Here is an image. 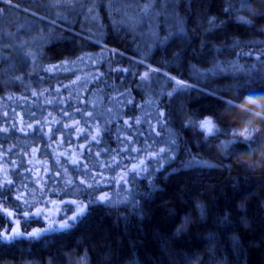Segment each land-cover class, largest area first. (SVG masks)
<instances>
[{
	"label": "trees",
	"instance_id": "trees-1",
	"mask_svg": "<svg viewBox=\"0 0 264 264\" xmlns=\"http://www.w3.org/2000/svg\"><path fill=\"white\" fill-rule=\"evenodd\" d=\"M116 1L0 0V233L84 209L0 242V264H264V0H174L148 46Z\"/></svg>",
	"mask_w": 264,
	"mask_h": 264
},
{
	"label": "rangeland",
	"instance_id": "rangeland-1",
	"mask_svg": "<svg viewBox=\"0 0 264 264\" xmlns=\"http://www.w3.org/2000/svg\"><path fill=\"white\" fill-rule=\"evenodd\" d=\"M116 2H117V10L119 12L118 20L124 24H127L131 28V30H133L134 32L137 29L136 30L137 31L136 32L137 33L136 43L138 45L148 46L149 43L158 39L157 34H156V27H155V30L153 28H150L151 26L149 25V21L154 22V19H156L157 14L153 15L151 13H158L159 11L161 12V8L164 7L163 4L157 5L153 3V6L149 9V12L145 13L141 10L145 7L146 0H117ZM57 5H58L57 9L61 12L60 13L61 15H63L62 13H65L66 9L70 10L71 12V11H77L79 7L78 0H60V3H58ZM93 10H94V6H93ZM168 15H169V12L167 10L165 12V17H164L165 22L162 23L163 29L168 28V21H169ZM94 16H95L94 11L93 13L88 14V9H87L86 14H84L83 16V19L85 21H89L93 19ZM253 68L257 69V71L259 72H264V61L256 62L252 64L248 69L249 74L253 73ZM169 77L171 79L175 78L172 75H169ZM177 81H180V79H177ZM207 81L210 83L214 82L210 78H207ZM206 119L211 120L209 117H205L204 120ZM163 149H164L163 145L155 146L152 149H149V151H144L138 155L126 154V155L120 156L119 167L117 168V173L115 175L116 179H121V177L124 176L127 170H135L137 172L143 171L146 165L145 163H146L148 154L150 153V155L155 157L158 153H161ZM110 159L111 161H116L115 160L116 158L112 157ZM141 161H143L142 165H141ZM106 193L107 192L105 191L99 192V196H105ZM80 207L81 206H79V208L75 210L74 212L80 210L81 209ZM57 208H58V204L56 203H48V204L38 205L34 207L33 208L34 212L40 213V217L43 219V223L41 227L31 228L26 233H29V232H32L34 230L41 229V228H47L49 224L58 226L59 224L64 223L65 220H68L70 217L75 215L74 212H70L68 215H66L63 218H57L56 217ZM10 217L11 219H13L12 216ZM17 228L18 226L15 220L13 219L11 222V228L10 229L8 228L7 232L4 235H11V231Z\"/></svg>",
	"mask_w": 264,
	"mask_h": 264
},
{
	"label": "snow or ice",
	"instance_id": "snow-or-ice-1",
	"mask_svg": "<svg viewBox=\"0 0 264 264\" xmlns=\"http://www.w3.org/2000/svg\"><path fill=\"white\" fill-rule=\"evenodd\" d=\"M57 2H59V0H57ZM173 2H174V0H146L145 7L141 11H143L145 13H148L149 9L152 7L153 3H155L157 5L163 4V5L166 6V7L161 8V12L163 13V12H166L168 10V7H171L173 5ZM89 11L91 12L92 9H89ZM151 14L155 15V14H158V13H151ZM54 67H58V66H54ZM146 78H147V74L145 75V77H142L141 79H146ZM177 84H180V82L177 81ZM188 124L193 126V127L197 126L196 121L195 120H191V119L188 121ZM198 126H199L200 129H202L204 131L205 136L211 135V134H213L214 132L217 131V129H215L214 126H212L211 120H208V119L200 122V124ZM95 138L96 137H93V139H95ZM245 139H248V137L246 136ZM193 163H199V162L198 161H193ZM142 164H143V161H141V165ZM105 199H106V197H103V196L100 197L101 201H104ZM83 212H84V209L82 208V209H80L79 213H77L76 215L70 217L68 220H65L64 223H61L58 226L53 225V224H49L47 228L37 229V230H34V231H32L30 233H26V234H25V232L20 231L19 228L15 229V230H12L11 231V235H4L3 233H0V242L11 241V240H13V239H15L17 237H22V236H25V235H27L29 238H35V237L40 236L41 233H43V232L55 231V230H58V229L69 228V227L72 226L71 222L75 221L77 219V216L79 214L83 213ZM27 215L28 214H25L26 217H27ZM34 215L39 216L40 213L37 212ZM8 216L10 217L11 213H9ZM8 227H9V229L11 228L10 220H9Z\"/></svg>",
	"mask_w": 264,
	"mask_h": 264
},
{
	"label": "water",
	"instance_id": "water-1",
	"mask_svg": "<svg viewBox=\"0 0 264 264\" xmlns=\"http://www.w3.org/2000/svg\"><path fill=\"white\" fill-rule=\"evenodd\" d=\"M244 101H246L249 104H253L255 106H257L259 104V101L252 95L245 93L244 96Z\"/></svg>",
	"mask_w": 264,
	"mask_h": 264
}]
</instances>
